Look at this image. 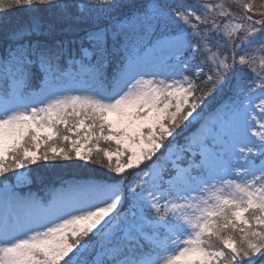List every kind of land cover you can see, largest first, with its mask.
Wrapping results in <instances>:
<instances>
[{
    "label": "snow or ice",
    "instance_id": "1",
    "mask_svg": "<svg viewBox=\"0 0 264 264\" xmlns=\"http://www.w3.org/2000/svg\"><path fill=\"white\" fill-rule=\"evenodd\" d=\"M0 37V264H264V0H0Z\"/></svg>",
    "mask_w": 264,
    "mask_h": 264
},
{
    "label": "trees",
    "instance_id": "2",
    "mask_svg": "<svg viewBox=\"0 0 264 264\" xmlns=\"http://www.w3.org/2000/svg\"><path fill=\"white\" fill-rule=\"evenodd\" d=\"M24 15L25 13L23 12L14 11L10 13L8 19H10L11 22L15 23V22H19ZM84 173L91 174L92 169L91 168L80 169L78 174L82 175ZM34 175L38 177L36 185H35V187H38L41 179L55 181V180L60 179L61 177H67L68 171L67 170H53L51 167H48V168L40 167V168H37V170L34 172Z\"/></svg>",
    "mask_w": 264,
    "mask_h": 264
},
{
    "label": "rangeland",
    "instance_id": "3",
    "mask_svg": "<svg viewBox=\"0 0 264 264\" xmlns=\"http://www.w3.org/2000/svg\"><path fill=\"white\" fill-rule=\"evenodd\" d=\"M48 177V176H47Z\"/></svg>",
    "mask_w": 264,
    "mask_h": 264
}]
</instances>
